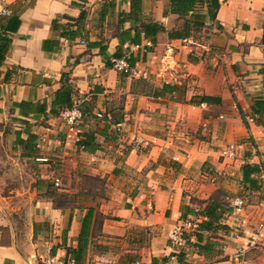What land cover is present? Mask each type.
Instances as JSON below:
<instances>
[{
	"label": "crops",
	"instance_id": "1",
	"mask_svg": "<svg viewBox=\"0 0 264 264\" xmlns=\"http://www.w3.org/2000/svg\"><path fill=\"white\" fill-rule=\"evenodd\" d=\"M133 1L7 0L0 138L21 176L0 192V264L68 249L77 264H264V0H218L212 21L200 8L186 37L169 0H141L137 20ZM149 22L163 30L135 38ZM74 103L86 148L59 116ZM212 200L227 215L205 231Z\"/></svg>",
	"mask_w": 264,
	"mask_h": 264
},
{
	"label": "trees",
	"instance_id": "2",
	"mask_svg": "<svg viewBox=\"0 0 264 264\" xmlns=\"http://www.w3.org/2000/svg\"><path fill=\"white\" fill-rule=\"evenodd\" d=\"M140 2L141 0H134L131 6V16H133L135 20H137L140 13ZM204 7L207 9V17L209 18V20L211 21L214 20L215 12L219 8L218 0H169V9L171 14L177 15L179 18H186L187 16H189V18L185 20L182 29L183 35L185 37L189 35L190 30H197L204 26V22L202 21L203 15L199 13L200 8H204ZM13 21L16 25L18 24V21L16 20ZM139 27L141 28V31H137L135 28L136 31L135 38H138L139 33H143L145 38L154 39L157 32L163 30V26L155 22L141 23ZM175 36L177 38L179 35L175 34ZM8 45H9L8 38L0 34V61L4 59L5 54L7 53L8 50ZM210 99L211 98L209 97H200L199 104L207 103L209 102ZM255 104H257L260 110H264V104L260 100H258ZM80 144H82L83 147L85 148L88 146V143L85 140H83ZM248 168L249 167H246V169ZM250 171L249 170L245 171V175H248ZM224 208L225 207H223L222 204L219 203L218 201L212 200L211 202H209L208 206H206V208L204 209L206 221L203 222L201 225H199V228L207 231L210 230L215 223H217V225H215L217 227L222 226L219 225L218 222L223 212L224 214L227 215V207L226 209ZM67 252L71 254L70 256L72 261H74L73 263L77 264L75 258L76 251L68 249Z\"/></svg>",
	"mask_w": 264,
	"mask_h": 264
},
{
	"label": "built area",
	"instance_id": "3",
	"mask_svg": "<svg viewBox=\"0 0 264 264\" xmlns=\"http://www.w3.org/2000/svg\"><path fill=\"white\" fill-rule=\"evenodd\" d=\"M7 15H9L7 0H0V16L5 17ZM81 44L84 45L85 43L81 42ZM113 68L122 75L135 73L134 69L129 66L125 59H117L113 61ZM59 116L66 127V139L73 141L74 143L78 144L80 148H83V145L80 144L83 141L81 124L84 118H86L87 114L79 107L78 103H74L70 108L62 110ZM96 117L100 119L102 118V114H97ZM244 207L245 202L243 198H234L230 204V211L228 212V216L234 218L241 215V213H243ZM182 225L183 226L176 228L175 231L171 234L170 239L172 241L178 243L181 242V236L184 229L183 227H194L195 223L190 220H185ZM258 236L259 228L253 234L251 238L252 242H256ZM40 264H73V262L72 260L67 262L62 258H58L56 256H48L41 260Z\"/></svg>",
	"mask_w": 264,
	"mask_h": 264
},
{
	"label": "rangeland",
	"instance_id": "4",
	"mask_svg": "<svg viewBox=\"0 0 264 264\" xmlns=\"http://www.w3.org/2000/svg\"><path fill=\"white\" fill-rule=\"evenodd\" d=\"M5 146L6 143L0 138V192L4 195L14 196L15 190L18 188L15 179L21 176L20 170H17L15 165V161L19 159L11 152L3 149ZM234 196L248 198L247 195L239 192L234 194Z\"/></svg>",
	"mask_w": 264,
	"mask_h": 264
}]
</instances>
